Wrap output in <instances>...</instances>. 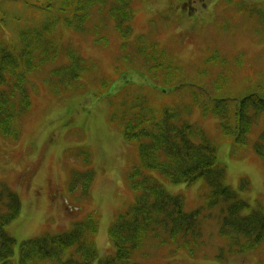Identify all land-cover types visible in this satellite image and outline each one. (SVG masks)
<instances>
[{
  "label": "rangeland",
  "instance_id": "obj_1",
  "mask_svg": "<svg viewBox=\"0 0 264 264\" xmlns=\"http://www.w3.org/2000/svg\"><path fill=\"white\" fill-rule=\"evenodd\" d=\"M103 1V9L114 2L120 6L118 0ZM179 1L129 0V17L125 25L129 27L126 28L127 43L120 37L122 30L116 28L114 21L110 24L107 17L99 15L101 11L88 21L87 28H91L88 35L66 32L61 38L63 45L67 46L64 50H72L69 45L75 47L83 64L89 63L84 79L89 83L86 89L71 92L62 88L61 76L51 74L54 67L72 65L65 54L30 84L34 108L20 124L19 139L11 141L0 136V182L10 184L9 188L15 190L22 201L20 215L5 229L16 241L11 257L13 264H19V249L23 241L43 233L63 232L71 227L73 221L80 220L89 212L96 213L99 218L94 235L98 256L93 264H99L105 255L114 253L108 230L116 215L128 211L134 202V194L126 188V172L139 164V154L137 145L124 140L122 128L110 115V108L103 97L106 84L97 85L102 77L109 75H113L112 86H115L127 73H145L143 80L132 79L131 83L137 82H134L135 87H129L131 92L124 88L118 97L130 98L133 104L130 109L140 101L151 104L152 99L154 108H157L160 99L152 98L144 89L137 88L141 83L155 85L146 88L150 95L161 97V109L178 105L179 115L175 118L178 127L188 122L195 129L203 128L209 139L214 137L217 157L226 170L227 184L240 198L251 205H260L264 211V154L254 149V144L264 133V113L247 130L246 146L242 148L243 145L236 141L235 146H231L233 140L221 133L218 117L203 115L195 100L202 88V83L197 82L205 78L203 69H197L201 63L215 69L218 81L225 83V88L232 94L242 91L246 83L259 81L264 74V28L251 18L249 11L243 9V0H214L213 5L210 3L212 0H197L199 19L195 18L191 24L184 23L189 20L177 22V19L169 18L167 6L172 11ZM244 1L246 4L263 5L264 11V0ZM15 2L10 5L12 15L20 12L28 18V5ZM207 3L210 4L204 6ZM104 22L103 28L100 27ZM97 24L100 27L98 33L94 31ZM189 25L191 27L187 29ZM28 27L33 31L47 32L46 36L51 37V31L41 20L31 22ZM99 38L107 45L97 42ZM126 51L128 61L124 60L127 56L122 55ZM215 56L220 59L212 65ZM161 57L168 64L178 65V75L186 78L184 89L172 92L178 83L176 78H179L174 75L164 85L166 70L156 72L155 69L157 60L162 61ZM59 71L62 76L66 75L63 69ZM116 76L119 77L114 80ZM156 76L160 79H155ZM161 84L165 87H160ZM156 90L169 93L161 92L160 96ZM231 120L236 121L235 118ZM145 171L169 192L182 195L188 211L202 210L204 243L194 255L176 247L170 253L165 249L159 253V248L146 245V251L151 253L147 256L138 254L135 256L137 262L263 264L260 262L264 261L263 253L260 255L255 250L234 254L227 243L224 244L219 235L220 206H208L210 189L203 180L190 185L175 184L168 182L156 170ZM43 264L54 263L47 260Z\"/></svg>",
  "mask_w": 264,
  "mask_h": 264
},
{
  "label": "trees",
  "instance_id": "obj_2",
  "mask_svg": "<svg viewBox=\"0 0 264 264\" xmlns=\"http://www.w3.org/2000/svg\"><path fill=\"white\" fill-rule=\"evenodd\" d=\"M15 1L28 5L30 19L12 15L10 5ZM104 4L103 0H0V132L4 136H18L22 118L33 108L30 84L35 83L33 77L39 71L54 65L65 54L72 65L50 70L51 74L63 78L59 82L64 88L74 85L73 81L86 73L87 66H84L82 56L75 47L69 45L72 50H64L67 46L63 45L61 38L65 28L88 35L91 33V28H87L88 21L101 11L99 15L107 17L110 24L114 21L116 28L122 30L121 36L127 37L126 28L129 27L125 25L129 17V0H118L120 6L114 2L103 9ZM256 7L261 8L260 5ZM167 10L168 14L176 12L179 19L185 15L192 18L194 14L181 3L179 10L173 8L171 11L170 6ZM118 11L124 14L120 15ZM251 11L257 14L258 19L264 20L253 5ZM35 20L44 22L51 31L50 38L46 36L47 32L33 31L28 27ZM99 28L96 26L94 31L98 33ZM161 59L155 65L156 72L166 70L167 80L172 75L179 77H175L178 83L172 92L184 89L186 78L178 75V65ZM60 69L66 71L65 76L61 75ZM200 69H203L205 78L197 82L202 83V88L195 100L202 114L218 116L222 132L233 140L230 145L235 146L236 141L244 148L248 142L247 130L264 113V74L256 83H246L242 91L232 94L225 88V83L218 81L215 69L203 63ZM142 75L127 73L107 94L112 106L118 105L113 109V118L124 128L126 140L137 145L140 162L126 173L130 192L136 194L135 201L127 213L118 216L109 230L115 252L99 263L141 264L135 256L149 255L151 252L146 251V245L159 248V253L163 249L170 253L176 247L193 255L203 244L202 210L188 211L183 196L166 190L162 183L146 174L145 170L149 169L156 170L175 184L190 185L203 180L210 189L208 206H220V235L231 247L230 250L244 253L263 248L264 211L260 205H251L240 198L227 184L226 170L217 157L216 143L207 137L204 129H195L188 122L178 127L175 118L179 115V106L175 104L161 109V91L160 98L156 94L149 95L160 99L157 108H154L152 99L151 104L140 101L134 109H130L133 106L130 98L118 97L124 88L131 92L129 87L137 82L131 83L132 79L140 81ZM123 98L127 100L121 101ZM234 118L236 121L231 120ZM254 149L264 154V133L254 144ZM18 197L9 185L0 183V208L4 206L6 209L0 213V264H13L11 257L16 241L5 227L20 212ZM97 225L96 215L89 213L57 235L43 234L24 241L19 249V264H40L47 260L57 264H91L97 256L94 239ZM65 253L70 255L67 260L62 258Z\"/></svg>",
  "mask_w": 264,
  "mask_h": 264
},
{
  "label": "flooded vegetation",
  "instance_id": "obj_3",
  "mask_svg": "<svg viewBox=\"0 0 264 264\" xmlns=\"http://www.w3.org/2000/svg\"><path fill=\"white\" fill-rule=\"evenodd\" d=\"M181 4L182 5H184V6H186L187 8H189L190 10H192V11H196V7H194L193 5H192V2H190V1H188V0H186V1H181Z\"/></svg>",
  "mask_w": 264,
  "mask_h": 264
}]
</instances>
